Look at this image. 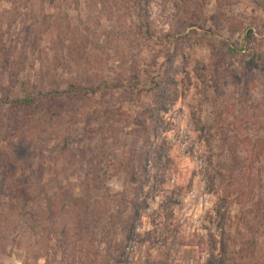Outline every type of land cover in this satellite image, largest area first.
Returning <instances> with one entry per match:
<instances>
[{"label":"rangeland","instance_id":"374dc122","mask_svg":"<svg viewBox=\"0 0 264 264\" xmlns=\"http://www.w3.org/2000/svg\"><path fill=\"white\" fill-rule=\"evenodd\" d=\"M255 157L264 0H0V264H264Z\"/></svg>","mask_w":264,"mask_h":264},{"label":"trees","instance_id":"16d2710c","mask_svg":"<svg viewBox=\"0 0 264 264\" xmlns=\"http://www.w3.org/2000/svg\"><path fill=\"white\" fill-rule=\"evenodd\" d=\"M140 4H141V0H140ZM64 94L68 95V96L75 95V94H72V92L64 93ZM35 99L36 98H30L29 100L17 99L15 101H11V103L14 106H20V107H22V106H30V104L32 102H35ZM257 142L258 141H256V143ZM254 160L257 161L258 166L261 168V166L264 163V160L261 157H255ZM247 189H248V187L246 188V190ZM13 191L17 192V193L19 192V194H22V196H27V194H28V189L25 190L24 188H20V187H18L15 190L13 189ZM238 194L241 195V194H245V193H241L240 192ZM222 202L226 203L227 201L224 198L222 200ZM251 212L255 216L254 218H256L260 222L261 216H264V200L260 201V202H257L256 205L254 206L253 210L250 211V213ZM216 214H218V216L220 215L219 208H218V211H216ZM263 223H264V220H263ZM222 229H223L222 231H224V227H222ZM224 236H225V233H224ZM128 239H130V236H128ZM213 241H214V243H213L214 246L212 247V250L210 251L209 260L207 261L206 264H231L230 260L228 258V251H229V242H228V240L225 239V237H222L219 242L216 239H214V238H213ZM122 256L123 255H120V258L116 259L115 264H120L121 263Z\"/></svg>","mask_w":264,"mask_h":264}]
</instances>
